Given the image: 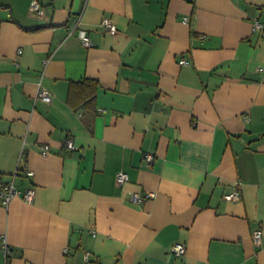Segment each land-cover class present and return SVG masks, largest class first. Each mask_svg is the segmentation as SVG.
<instances>
[{
    "label": "crops",
    "instance_id": "obj_1",
    "mask_svg": "<svg viewBox=\"0 0 264 264\" xmlns=\"http://www.w3.org/2000/svg\"><path fill=\"white\" fill-rule=\"evenodd\" d=\"M38 1L0 0V264H264V0Z\"/></svg>",
    "mask_w": 264,
    "mask_h": 264
},
{
    "label": "built area",
    "instance_id": "obj_2",
    "mask_svg": "<svg viewBox=\"0 0 264 264\" xmlns=\"http://www.w3.org/2000/svg\"><path fill=\"white\" fill-rule=\"evenodd\" d=\"M32 9L38 14H43L42 6L38 0H33ZM103 26L110 32H114L116 30L114 24L112 23L110 19H105L103 21ZM254 26H255V30L264 31V22H255ZM71 34H73V32H71ZM78 38L81 40L82 44L85 47L90 48L93 46V41L87 30L80 29L78 33ZM181 64L188 65L189 61L183 60ZM38 99L46 103H52L53 95L51 94L49 90L41 86L39 93H38ZM65 147L68 150L76 149L75 143L72 140H68ZM49 150H50L49 146H43L42 152L43 154L46 155L49 153ZM145 158L149 164H152L155 160V156L153 154H146ZM26 168H27L26 175L29 177L34 176V172L30 170L27 165H26ZM17 175H18V172L15 174L14 177L16 178ZM128 181H129V175L127 173L125 172L118 173L117 182L119 184L123 185ZM152 195L153 194L151 193H148L145 195L140 194V193H135L131 197V202L133 204H140L144 201L146 196L150 197ZM18 196H22L23 199L28 203H33L35 201L36 193L34 189H28L24 194H22L21 191L15 185V179L10 182L0 183V198L2 199L5 206H8L10 202ZM225 198L229 201H237L241 198V192L237 190L233 193L226 195ZM262 237H263V231L261 229L255 230L253 232V239L257 245L261 244ZM4 250L7 255L10 254V248L9 246H7V244H5ZM173 252H175L177 255H182L186 252V247L183 244H177L174 246Z\"/></svg>",
    "mask_w": 264,
    "mask_h": 264
},
{
    "label": "trees",
    "instance_id": "obj_3",
    "mask_svg": "<svg viewBox=\"0 0 264 264\" xmlns=\"http://www.w3.org/2000/svg\"><path fill=\"white\" fill-rule=\"evenodd\" d=\"M96 83L97 82H95V81H89V80H87L85 83L74 84L72 87H73V90H74V88H79L83 84H87V86H88V84H91L92 88L90 89V93H88L87 98H90L91 97V98L94 99L95 91L97 90V86H98ZM74 86H76V87H74Z\"/></svg>",
    "mask_w": 264,
    "mask_h": 264
}]
</instances>
